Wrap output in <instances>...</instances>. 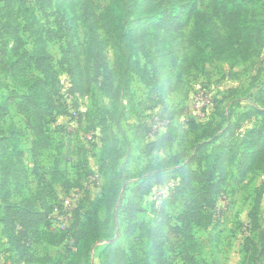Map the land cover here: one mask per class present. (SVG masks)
Wrapping results in <instances>:
<instances>
[{"label": "rangeland", "instance_id": "rangeland-1", "mask_svg": "<svg viewBox=\"0 0 264 264\" xmlns=\"http://www.w3.org/2000/svg\"><path fill=\"white\" fill-rule=\"evenodd\" d=\"M82 1L62 0L42 7L37 0H0V104L6 105L10 92L25 94V80L42 78L54 105L45 126L49 145L39 152L37 164L33 157L36 140L27 115L13 104L0 114L5 132L12 126L22 132L23 151L18 158L12 156V175L4 188L0 163V264H72L77 253L75 232L54 244L47 224L34 221L32 216L39 218L54 200L77 191L85 198L77 221H82L94 206L105 234L77 264H133L135 258L144 264H156L151 234L162 221L161 211L168 214L172 226L184 227L181 220L194 197L191 193L175 195L180 176L154 186L141 200L143 212L136 216L133 233L128 236L125 207L149 164L181 152L196 154L197 144L219 139V143L204 148L205 156L212 146L240 141L247 132L261 126L259 116H244L264 110V50L262 57L248 66L234 67L225 61L207 68L204 74L185 73L179 88L161 102L150 95L138 75H133L128 88L122 89L119 102L114 103L101 84L94 81L80 100L66 98L73 89L71 66L66 63L74 57L70 43L76 54L84 50ZM93 1L98 14L109 3ZM190 30L191 27L185 34ZM38 34L43 35L51 54L48 65L36 58ZM192 53L187 45L180 47L181 67ZM106 57L111 66L112 50ZM81 59L85 69L84 57ZM146 63L141 58V65L148 66ZM201 90L212 98L211 106L207 120L194 124L189 114L193 97ZM155 114L171 120V135L161 148L149 150L148 144L162 136H145ZM112 159L117 162L118 177L125 190L117 199L102 192L104 172L111 167ZM238 169V164L229 166L216 208L198 215L202 221L192 225L188 236L162 228L159 238L167 264H264V256L256 249L259 233L264 230V171L242 179ZM257 201L261 230L254 232L250 213ZM10 221L13 223L8 226ZM13 236L26 251L25 257L11 243Z\"/></svg>", "mask_w": 264, "mask_h": 264}, {"label": "trees", "instance_id": "trees-1", "mask_svg": "<svg viewBox=\"0 0 264 264\" xmlns=\"http://www.w3.org/2000/svg\"><path fill=\"white\" fill-rule=\"evenodd\" d=\"M62 0H37L42 7H51ZM109 3L101 13H97L93 0L81 2V16L84 33V50L76 54L74 44L70 43L72 61L70 73L73 78L72 94L83 95L88 93L89 83L92 81L101 84L103 92L115 102H119L122 89H127L133 75L140 76L150 95L163 97L175 92L183 82L187 72L204 74L206 69L218 63L227 61L231 66H248L262 57L264 50V0H108ZM167 4V8L165 7ZM191 27L188 35L185 30ZM181 38L182 40H178ZM182 45L193 51L192 56L186 58L184 66L179 65V51ZM36 58L42 65H48L51 54L47 52V43L42 34L37 35ZM113 52V64L107 65L106 53ZM84 57L85 69L82 66ZM141 58L148 66L141 65ZM88 65V71H87ZM151 67V68H150ZM233 68V67H232ZM173 77L175 81L173 82ZM92 80H91V79ZM102 79V80H101ZM27 92L18 94L10 92L5 106L0 104V114L7 110L10 104L28 117V127L36 142L33 146V157L37 164L39 152L49 145V138L45 133V126L51 111L54 109L48 95V84L42 78L25 80ZM124 87V88H123ZM204 119L189 117L193 123L205 122ZM261 118V126L246 133L240 140L223 141L218 146H212L210 152L203 156L204 148L219 143L218 140L206 144H197L196 154L184 152L172 155L159 161L151 162L145 171L142 181L136 185L132 198L125 207V214L129 221L128 236H131L135 227L136 216L143 212L141 200L154 186L166 183L180 176L181 182L175 195L191 193L194 199L187 205L186 214L182 217L183 226L174 227L165 210L161 211L162 221L151 234L153 251L156 255V264H167L164 260L163 242L160 232L168 227L174 234L183 236L191 231L193 224H199L198 215L214 210L217 198L223 193L226 184L227 170L232 164L239 165L240 178L264 171V110H254L245 114ZM158 117L168 121L166 129L154 135L161 136L148 144L147 148H161L170 139L169 129L172 122L168 118L155 114L151 120ZM151 134L150 124L145 136ZM22 132L12 126L5 132L0 124V163L3 169L2 187L7 186L12 175V156L23 155L20 148ZM165 139V140H164ZM165 141V142H163ZM111 167L104 172V186L102 192L110 199H117L122 188L117 173V162L111 160ZM195 166L197 168L195 169ZM61 197L54 200L49 210L39 218L32 216L34 221H43L49 228L50 240L59 244L74 232V245L77 253L73 256L72 264H77L81 257H86L91 246L105 237L97 209L92 206L82 221H77L81 201L75 211L74 220L70 227L63 232L51 229L50 215L53 208L59 204ZM6 203L7 200L3 198ZM250 213L253 231L261 230L257 223V208ZM8 218L11 219L10 214ZM13 222H9L11 226ZM207 227V226H205ZM8 235L9 230H8ZM11 237V236H10ZM11 243L17 248L22 257L26 251L15 240ZM256 249L264 256V230L260 231ZM133 264H144L134 259Z\"/></svg>", "mask_w": 264, "mask_h": 264}, {"label": "built area", "instance_id": "built-area-1", "mask_svg": "<svg viewBox=\"0 0 264 264\" xmlns=\"http://www.w3.org/2000/svg\"><path fill=\"white\" fill-rule=\"evenodd\" d=\"M66 98L72 100H80L81 96L79 94H71L66 96ZM212 98L209 96L207 91H198L193 97L191 111L192 115L196 118L204 119L208 114V108L211 106ZM71 109V107H70ZM75 116V112L71 111ZM168 121L160 120L155 117L150 121L151 134L154 136L166 129ZM83 195L80 192H72L69 195H64L61 197L60 202L53 208L50 215L51 229L57 232L66 231L74 220V214L79 207L81 201L83 200Z\"/></svg>", "mask_w": 264, "mask_h": 264}, {"label": "crops", "instance_id": "crops-1", "mask_svg": "<svg viewBox=\"0 0 264 264\" xmlns=\"http://www.w3.org/2000/svg\"><path fill=\"white\" fill-rule=\"evenodd\" d=\"M209 68V67H208Z\"/></svg>", "mask_w": 264, "mask_h": 264}]
</instances>
